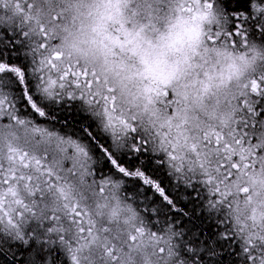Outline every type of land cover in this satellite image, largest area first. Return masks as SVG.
<instances>
[{
    "label": "snow or ice",
    "instance_id": "snow-or-ice-1",
    "mask_svg": "<svg viewBox=\"0 0 264 264\" xmlns=\"http://www.w3.org/2000/svg\"><path fill=\"white\" fill-rule=\"evenodd\" d=\"M101 2L104 10L92 27L98 39L92 42L104 51L106 64L110 57L121 70L135 69L126 78L141 82L129 91L127 108L118 104L107 75L73 61L71 53L65 56L57 31H67L62 0H0V225L34 253L20 264H44L54 247L68 264H136L132 250L146 242L150 255L144 264H215V248L178 241L183 232L166 220L153 227L133 213L129 227L115 208L108 220L93 214L92 205L108 206L95 197L119 203L118 193L130 182L158 194L179 215L158 181L153 157L206 190L220 240L238 249L236 264H264V57L255 74L237 76L241 82L225 100L228 113L203 127L189 122L187 89L198 85L203 98L213 82L230 85L235 63L227 71H204L202 79L197 72L191 83L178 81L182 65L198 69L208 63L202 53L256 59L254 50L264 46V0ZM185 47L191 54L174 64L166 51L155 57L147 51L183 53ZM76 103L96 119L110 144L98 142L91 126L75 136L49 126L68 119L55 117L54 105L65 112L66 104L75 109ZM94 149L107 175H100ZM122 199L132 203L126 195Z\"/></svg>",
    "mask_w": 264,
    "mask_h": 264
},
{
    "label": "clouds",
    "instance_id": "clouds-1",
    "mask_svg": "<svg viewBox=\"0 0 264 264\" xmlns=\"http://www.w3.org/2000/svg\"><path fill=\"white\" fill-rule=\"evenodd\" d=\"M64 3V7L66 8L65 16H66V26L67 31H64L62 28H58V34L63 41V51L65 56L69 53L72 55L73 61L79 60L82 65H86L89 68H95L98 74L107 75L109 78V82L117 89V98L118 104H122L127 108L129 106V91H135L137 86L141 85L139 80H129L128 77L135 69L130 67H125L121 70L119 67H116L111 58H108V63H105V53L99 47L98 44H94L92 41L94 39H98L95 34L92 32V27L94 22L98 18V10L103 11L104 6L101 0H62ZM75 17V26L72 24V18ZM42 18H46V13L42 14ZM166 28L161 27V32H165ZM169 43V41H161V44ZM75 46V47H73ZM147 46H145L146 48ZM179 47V45H177ZM161 50L166 51L168 53L167 59L170 64H174L178 59L183 60L184 54H191L190 50L185 47L183 49V53H176L169 51L168 49H147L150 53L151 57H155ZM259 53L256 56V59H248V60H233L231 57L226 58L221 55L217 57L215 53H202L207 59L208 63L203 65L201 68H193L188 69L186 66L181 67V73L178 76V81L180 85L185 83H191L196 79L197 72L200 73V78H203V72L209 71L213 72L218 70L221 66L225 68L228 63H235L236 65V75L233 76L232 82L229 85L227 81H225L219 87L215 86L217 82H213L214 86L212 90L203 98H200L199 86L189 87L187 89L188 100L186 103L189 106V122L192 125L200 124V126H206L208 123H217L218 119L221 115H225L228 113L229 108L225 103V100L229 98L233 92L237 90V85L241 81L237 79L239 76L241 79H247L252 76L259 70L261 57H264V46L257 47L254 50V54ZM199 61V58H197ZM136 61V57L132 58V61L129 63ZM136 68H140L139 63H136ZM102 75V78H103ZM174 86H176L174 84ZM181 93L185 90L183 88L178 89ZM138 103H143V101H138ZM195 117H199V121L195 119ZM215 117V119H213ZM114 191V190H113ZM124 192L120 191L118 193L119 203L117 200L109 199L105 201L100 197H95V200L99 202V204L103 205L105 203L108 204L107 207H102L97 209L95 205H92V211L95 215L97 211L101 213L100 216H97V220H108L112 218V209L115 208L116 211L120 214V219L123 220L125 218L129 219L131 226L133 213L136 215L140 214V211L134 206L133 203L129 204L125 202L122 197L124 196ZM131 207V211L129 208ZM147 242L145 245H141L138 248H133L132 257L135 258L136 264H144L145 260L149 258L150 249L146 251ZM127 259V257L125 258Z\"/></svg>",
    "mask_w": 264,
    "mask_h": 264
},
{
    "label": "trees",
    "instance_id": "trees-1",
    "mask_svg": "<svg viewBox=\"0 0 264 264\" xmlns=\"http://www.w3.org/2000/svg\"><path fill=\"white\" fill-rule=\"evenodd\" d=\"M53 107L56 109L55 117H68L67 121L54 119L49 122V126H54L55 131L75 136L80 133L81 129L91 126L92 130L97 133L98 142L111 143L110 138L100 130L98 122L89 112L85 113L80 108L81 113L76 109L78 106L75 105V109H73L72 104L65 105L67 109L65 112L59 104ZM93 154L98 162V169H103L100 175H107L108 170L104 167V159L95 149ZM148 155L151 156L152 154ZM144 162L147 163V159ZM152 166L158 169L156 173L158 181L162 183L169 197L174 200L180 214L176 215L170 211L162 203L158 194L147 187L126 182L123 192L130 202L153 227L159 226L156 223L157 220H166L173 224L177 230L183 232V236L178 238V241L182 239L190 244L210 245L215 248L217 255L210 258L215 261V264H236L235 253L238 249L230 248L227 242L220 240L218 219L207 208L206 190L195 180L186 183L183 179L177 178L168 171L166 166L158 164L154 157L152 158ZM165 226L167 225L165 224ZM33 256L34 253H29L20 241L0 230V264H20L21 261L28 260ZM52 256L56 259V264H68L67 257L59 247H54L51 250V256L46 257L44 264H48ZM204 258L205 260L209 259L207 256Z\"/></svg>",
    "mask_w": 264,
    "mask_h": 264
},
{
    "label": "rangeland",
    "instance_id": "rangeland-1",
    "mask_svg": "<svg viewBox=\"0 0 264 264\" xmlns=\"http://www.w3.org/2000/svg\"><path fill=\"white\" fill-rule=\"evenodd\" d=\"M78 107H76V109H78L81 113H82V111H84L85 113H88V111L86 110V109H84L80 104H76ZM82 109V111H81V109ZM0 230H2L3 231V225H0ZM5 233V232H4ZM5 234H7V233H5ZM8 236H11V235H9V234H7ZM12 237V236H11Z\"/></svg>",
    "mask_w": 264,
    "mask_h": 264
}]
</instances>
